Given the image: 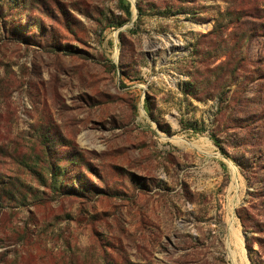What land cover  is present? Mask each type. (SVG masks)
<instances>
[{"label": "rangeland", "instance_id": "obj_1", "mask_svg": "<svg viewBox=\"0 0 264 264\" xmlns=\"http://www.w3.org/2000/svg\"><path fill=\"white\" fill-rule=\"evenodd\" d=\"M231 1L0 0V264H264V15Z\"/></svg>", "mask_w": 264, "mask_h": 264}, {"label": "trees", "instance_id": "obj_2", "mask_svg": "<svg viewBox=\"0 0 264 264\" xmlns=\"http://www.w3.org/2000/svg\"><path fill=\"white\" fill-rule=\"evenodd\" d=\"M238 1V2H237ZM236 3L234 1H231L232 4L235 6V9L233 11V13H231L234 18L236 19V23L239 22V20H241L240 18H243L245 17V14L248 13V17L250 18L251 15H259L260 13H262L261 15H264V11H262L261 9H257L255 8V6L253 5V7L246 12V10H242V9H246L245 8V0H237ZM118 5L123 8L126 16H129L130 15V12H129V8L128 6H124L122 4V0H118ZM238 15V16H237ZM264 18V16L262 17ZM243 28L241 29L242 30V33H243V36L246 37V38H249L250 37L252 38L253 37V34H254V30H263L264 31V23H260L259 25L257 23H255L254 21H250L248 24H243ZM257 27V28H255ZM262 31V32H263ZM220 32V31H219ZM211 139H212V142L213 144L219 148L220 150V153L221 155L224 157V158H227L229 159V156L227 155V153L220 147L219 145V142L211 135L210 136ZM248 250L249 252H251V247H248Z\"/></svg>", "mask_w": 264, "mask_h": 264}]
</instances>
